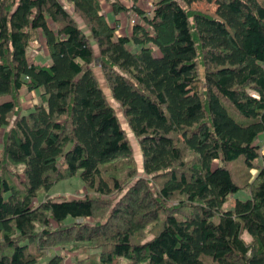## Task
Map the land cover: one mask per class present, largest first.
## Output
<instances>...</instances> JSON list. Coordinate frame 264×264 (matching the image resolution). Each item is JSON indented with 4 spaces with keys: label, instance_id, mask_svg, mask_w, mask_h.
Segmentation results:
<instances>
[{
    "label": "trees",
    "instance_id": "1",
    "mask_svg": "<svg viewBox=\"0 0 264 264\" xmlns=\"http://www.w3.org/2000/svg\"><path fill=\"white\" fill-rule=\"evenodd\" d=\"M105 1L114 16L127 10ZM131 1L140 22L118 35L101 0H0V264H40L50 246L95 249L93 264H264V0L213 11L153 0L149 13ZM33 42L47 64L28 59ZM94 44L143 172L174 208L144 178L129 184L132 148L91 68ZM22 90L37 92L25 109ZM239 156L257 169L245 187L227 167ZM73 176L81 197H48Z\"/></svg>",
    "mask_w": 264,
    "mask_h": 264
},
{
    "label": "rangeland",
    "instance_id": "2",
    "mask_svg": "<svg viewBox=\"0 0 264 264\" xmlns=\"http://www.w3.org/2000/svg\"><path fill=\"white\" fill-rule=\"evenodd\" d=\"M121 2L125 5L127 10L124 12H120L116 16H114L113 14H111L110 5L105 0H101L103 15L106 18L107 22H109L112 26L115 27V31L118 35L119 34L123 35L124 32L129 31L132 24L140 22L139 17L135 16L133 10L130 7L133 2L131 0H121ZM152 4H153V0H137L136 1V5L146 10L145 12L147 13H149V11L151 10ZM188 4L193 8H200L206 11H213L216 6L215 0H188ZM76 19L78 22L81 21L79 17H76ZM39 44H40L39 42H33L29 45L28 50H27L28 59L32 62L39 61L40 63H43V62L48 63V60H46V58H48L46 55V50L43 49ZM93 49H94L95 60L91 64V68L93 69L96 77L98 78V81L103 91L107 94L108 101L110 105L113 107L119 119V122L121 124V127L125 132L126 138L132 148V158L134 160L133 163L136 169V176L134 175V177L130 179L129 184L130 185L133 184L137 178L142 177L148 182L152 196L157 200V202L160 205L165 204L166 206H169L172 208L176 207L177 206L176 199L164 201V200L159 199V197L157 196L156 191H157V187L159 186V178L157 177L153 178L151 175H146L143 172L142 156H141V150H140L138 138L131 132L119 103L114 101L110 97L108 86L103 78L101 68L99 67L98 62H97L99 58V53H98V49L95 44L93 46ZM199 73L201 76L202 75L201 67L199 68ZM21 92L22 94H21L20 108L25 109L27 106H31V100L33 101L35 100V94L37 92L26 91V90H22ZM5 98L6 96H1L0 101L4 100ZM14 117L15 116L12 115L11 119L13 120ZM258 139L260 142V140L262 139V135H259ZM263 152H264V141L263 143H260V153L262 154ZM258 162L261 163L260 160H258ZM120 164L121 163H118L116 166H120ZM227 167L231 171L233 179L237 182V184L242 185L244 187L245 185H247L249 180H251L254 177L255 173L257 172L256 168L248 169L245 167L242 156H239L238 158L228 162ZM13 168L14 167L12 166L11 170H13ZM16 169L19 171V173H21V167L18 166ZM246 191L247 190L245 188H241L240 191L237 192L236 194H232L228 196L226 202L223 204L222 207L223 208L232 207L234 204V198L235 197L244 198ZM124 192L125 191L116 193V195L113 197L109 196L112 198V203L115 204L118 201V199L122 197L121 195ZM46 193H48V197H51L54 199H62V198H71V197H81L85 193V189L81 181L76 176H73V177L62 179L58 182H55L54 185ZM41 194L44 195L42 190L40 191L39 196ZM113 204H112V207H113ZM93 219L94 218H86L85 220L92 221ZM154 232H155V225L153 224V222L148 223L147 226L145 227V236L141 237V239L143 240V239L150 238ZM32 250L36 252L38 251V249L35 248L34 246L32 247ZM42 250H43V254L40 258L41 259L40 264H45V261H44L45 257L52 252L62 254L64 256V260L66 263L78 261V262H84L85 264H93L98 261V253L93 251L95 249L86 250L81 246H79V248L78 247L76 248L67 247V249L59 248L58 246H50V249L46 247ZM120 264H127V262L124 260H120Z\"/></svg>",
    "mask_w": 264,
    "mask_h": 264
},
{
    "label": "crops",
    "instance_id": "3",
    "mask_svg": "<svg viewBox=\"0 0 264 264\" xmlns=\"http://www.w3.org/2000/svg\"><path fill=\"white\" fill-rule=\"evenodd\" d=\"M46 60L49 61V58H46ZM36 62L40 63L39 61H36ZM43 63L47 64L46 62H43ZM263 141H264V135L262 134V139L260 140V142L263 143ZM245 237L248 239V236H245Z\"/></svg>",
    "mask_w": 264,
    "mask_h": 264
}]
</instances>
